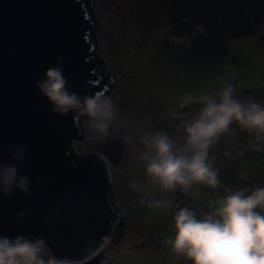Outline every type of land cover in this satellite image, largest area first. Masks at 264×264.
<instances>
[{
	"label": "rangeland",
	"instance_id": "1",
	"mask_svg": "<svg viewBox=\"0 0 264 264\" xmlns=\"http://www.w3.org/2000/svg\"><path fill=\"white\" fill-rule=\"evenodd\" d=\"M103 3L94 4L93 10L97 24H103L98 47L102 44L104 49L97 48L96 56L106 61L100 69L113 75L118 116L110 137L90 141L84 135L76 155L86 157L116 134L118 141L123 140V165L113 166L117 208L123 211L112 227V243L97 256L96 264H185L165 243L173 235V214L149 209L142 203L144 194L132 188L145 178L135 150L143 146L134 141L145 132L173 133L169 110L191 114L199 107L178 109L181 97L189 92L219 90L226 81L239 97L264 98V0ZM118 126L125 129L121 139ZM235 129L227 145L218 142L211 150L222 186L215 191L203 187L199 197L169 193L176 205L175 199L184 195L179 207L199 213L225 189L264 186V151L250 150L252 138Z\"/></svg>",
	"mask_w": 264,
	"mask_h": 264
},
{
	"label": "water",
	"instance_id": "2",
	"mask_svg": "<svg viewBox=\"0 0 264 264\" xmlns=\"http://www.w3.org/2000/svg\"><path fill=\"white\" fill-rule=\"evenodd\" d=\"M94 4L0 0V159L12 163L10 144L25 148L19 171L32 191L31 197L0 195V235L43 234L55 255L76 264H96L112 243V227L123 211L117 208L113 167L123 165V140L116 134L78 157L83 117L54 114L35 82L61 63L72 91L114 95L113 75L100 69L106 61L96 56L103 24H97ZM24 208L31 212L19 219L16 213Z\"/></svg>",
	"mask_w": 264,
	"mask_h": 264
},
{
	"label": "clouds",
	"instance_id": "3",
	"mask_svg": "<svg viewBox=\"0 0 264 264\" xmlns=\"http://www.w3.org/2000/svg\"><path fill=\"white\" fill-rule=\"evenodd\" d=\"M35 86L54 114L72 112L77 119L83 117L87 129L100 141L111 136L118 116L113 99L72 91L61 63L46 69ZM190 105L199 107L191 114L175 109L167 113L175 122L173 133L145 132L134 141L143 146L135 150L145 178L133 183L132 188L144 194L142 203L149 209L173 214V235L165 243L175 256L184 258L185 264H264V186L225 189L223 195L208 201L207 211L199 213L179 207L168 195L179 191L199 197L203 187L215 191L222 186L211 150L234 125L252 138L250 150L264 151V100L239 97L235 86L225 81L219 90L208 88L183 95L177 107L183 110ZM7 151L12 163L0 159V195L11 198L18 191L31 197V181L19 171L26 149L10 144ZM53 211L59 213V209ZM30 212L24 208L16 215L24 219ZM0 264L76 261L55 255L43 234L0 235Z\"/></svg>",
	"mask_w": 264,
	"mask_h": 264
},
{
	"label": "bare ground",
	"instance_id": "4",
	"mask_svg": "<svg viewBox=\"0 0 264 264\" xmlns=\"http://www.w3.org/2000/svg\"><path fill=\"white\" fill-rule=\"evenodd\" d=\"M103 1H104V0H95V5H97L98 7H100L101 5L104 4ZM101 17H102V20H105V19H104V16H101ZM105 28H106V27H105ZM106 29H107V28H106ZM100 44H101V43H100ZM106 48H107V47H106ZM98 49H99V50H103V49H104V45L101 44V45L98 47ZM104 51H105V50H104ZM116 96H118V92H115V90H114V95H111L110 97H111L112 99L115 97V99H116ZM262 100H264V98H263ZM82 127L85 129V130H84V135H85L86 137H88V138L90 139V141H98V139H96V137L94 136V134H92V133L87 129V127L85 126L84 123L82 124ZM235 127H238V126L234 125L233 128H232V130H230L229 133H227V134H225L224 136H222L219 142L224 143V144L227 145L228 142H229V140H230V136H231V134H233V132L236 131ZM118 130H119L118 138L121 139V138H123V137L125 136V129H123V128H121V127L118 126ZM101 252H102V251H101ZM101 252H100V253H101ZM100 253H99V254H100ZM99 254H98V255H99ZM98 255H97V256H98Z\"/></svg>",
	"mask_w": 264,
	"mask_h": 264
},
{
	"label": "flooded vegetation",
	"instance_id": "5",
	"mask_svg": "<svg viewBox=\"0 0 264 264\" xmlns=\"http://www.w3.org/2000/svg\"><path fill=\"white\" fill-rule=\"evenodd\" d=\"M113 153H114V151L110 149L109 154L112 156ZM182 199H183V200L186 199V198L184 197V195H183V196H182V195H179V196L175 199V202L178 204V206H181V203H180V202L183 201ZM186 203H187V202H186ZM182 205H184V203H183Z\"/></svg>",
	"mask_w": 264,
	"mask_h": 264
}]
</instances>
